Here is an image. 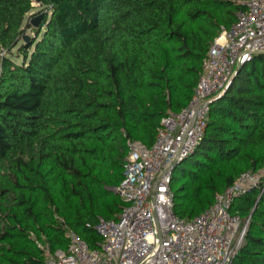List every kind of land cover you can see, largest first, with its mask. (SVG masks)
I'll list each match as a JSON object with an SVG mask.
<instances>
[{
	"label": "trees",
	"instance_id": "trees-1",
	"mask_svg": "<svg viewBox=\"0 0 264 264\" xmlns=\"http://www.w3.org/2000/svg\"><path fill=\"white\" fill-rule=\"evenodd\" d=\"M35 4L42 10L29 16ZM242 9L236 0H0V264H45L40 245L66 250L69 231L100 247L99 218L126 206L116 188L130 144L151 147L161 120L189 105L205 57ZM263 169L258 55L211 104L203 140L175 168L174 212L191 220ZM231 213L249 219L232 264H264V182Z\"/></svg>",
	"mask_w": 264,
	"mask_h": 264
},
{
	"label": "built area",
	"instance_id": "built-area-1",
	"mask_svg": "<svg viewBox=\"0 0 264 264\" xmlns=\"http://www.w3.org/2000/svg\"><path fill=\"white\" fill-rule=\"evenodd\" d=\"M236 1L244 9L210 48L189 105L161 120L151 147L130 144L124 178L116 188L126 206L116 219L99 218L100 247L91 248L69 231V247L55 251L45 264L233 263L245 241L249 219L232 214L231 207L236 198L264 182V169L242 174L217 195L209 210L191 220L175 214L171 184L177 165L203 140L211 104L239 69L264 55V0Z\"/></svg>",
	"mask_w": 264,
	"mask_h": 264
},
{
	"label": "rangeland",
	"instance_id": "rangeland-1",
	"mask_svg": "<svg viewBox=\"0 0 264 264\" xmlns=\"http://www.w3.org/2000/svg\"><path fill=\"white\" fill-rule=\"evenodd\" d=\"M35 7L34 10H32V12L29 14V16H33V15H36L39 13L40 10H42V8H40L39 4H35ZM41 15H44V13H42ZM41 15H39L38 17H40ZM37 17L33 18L32 20H35ZM27 22V20H26ZM25 22V23H26ZM34 29H31V30H28L27 32V37H31V36H34ZM17 50V49H15ZM7 54H2V52L0 51V73H2V63H3V58L6 57ZM22 57H17V61L18 62H22ZM184 177L183 176H180L179 177V181H178V184L182 183L184 181ZM44 250H45V254H46V260L49 259L52 255H53V252L50 251V248L49 247H45L44 245H40Z\"/></svg>",
	"mask_w": 264,
	"mask_h": 264
},
{
	"label": "water",
	"instance_id": "water-1",
	"mask_svg": "<svg viewBox=\"0 0 264 264\" xmlns=\"http://www.w3.org/2000/svg\"><path fill=\"white\" fill-rule=\"evenodd\" d=\"M44 18V15L37 17L35 20L32 21L33 25L36 27L39 25L40 21ZM180 164V163H179Z\"/></svg>",
	"mask_w": 264,
	"mask_h": 264
}]
</instances>
